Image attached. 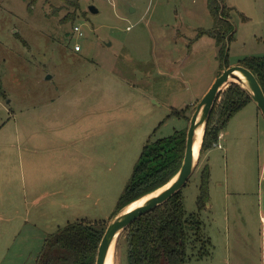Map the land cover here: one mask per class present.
I'll return each instance as SVG.
<instances>
[{"label":"rangeland","instance_id":"rangeland-1","mask_svg":"<svg viewBox=\"0 0 264 264\" xmlns=\"http://www.w3.org/2000/svg\"><path fill=\"white\" fill-rule=\"evenodd\" d=\"M223 5L234 26L228 63L264 57V0ZM214 26L208 0H0V178L8 175L0 210L19 212L13 222L0 219V264H35L41 244L69 222L109 225L144 146L187 132L223 71L222 44L201 33ZM224 132L201 151L182 189L209 238L185 264H245L248 239H259L264 115L250 102ZM206 166L210 195L200 206ZM43 193L38 211L32 202ZM27 215L37 225L30 236ZM16 226L25 228L13 242ZM124 259L122 233L115 264Z\"/></svg>","mask_w":264,"mask_h":264},{"label":"trees","instance_id":"trees-1","mask_svg":"<svg viewBox=\"0 0 264 264\" xmlns=\"http://www.w3.org/2000/svg\"><path fill=\"white\" fill-rule=\"evenodd\" d=\"M208 3L215 26L201 33L215 36L218 43L222 44L225 67H229L226 41L233 36L231 16L223 0H208ZM242 65L254 72L264 89V57L248 58ZM221 97L211 113L202 152L218 140L237 112L253 102L245 88L236 82H232ZM173 113L187 117L186 110H174ZM186 137V131L178 130L171 136L148 141L113 216L132 201L162 187L178 173L184 159ZM210 176V168L206 166L198 200L200 206H204L209 199ZM106 229L107 222L89 220L71 222L59 228L47 238L38 264H96L98 248ZM123 233V264H185L190 257L189 250L194 253L199 243L203 246L209 244L199 215L196 212L187 213L182 190L141 215Z\"/></svg>","mask_w":264,"mask_h":264},{"label":"water","instance_id":"water-1","mask_svg":"<svg viewBox=\"0 0 264 264\" xmlns=\"http://www.w3.org/2000/svg\"><path fill=\"white\" fill-rule=\"evenodd\" d=\"M90 8L93 12L98 11L95 6H91ZM232 82H236L245 88L264 115V89L254 72L242 64L225 67L220 75L216 77L211 87L199 101L195 111L193 112L187 131L184 159L181 168L174 176L177 177L176 180L159 194L150 198L142 206L128 212H122V210H120L112 218L99 245L96 264H106V257L112 243L115 240L117 241L118 237L133 221L169 200L172 196L181 191L188 183L197 166L195 154V137L197 130L203 125L206 132L211 113L216 103L221 98L225 88H227ZM173 178L168 183H170ZM168 183L162 187H165Z\"/></svg>","mask_w":264,"mask_h":264},{"label":"crops","instance_id":"crops-1","mask_svg":"<svg viewBox=\"0 0 264 264\" xmlns=\"http://www.w3.org/2000/svg\"><path fill=\"white\" fill-rule=\"evenodd\" d=\"M193 50V49H192ZM155 102H158V101H155ZM252 103V102H251ZM173 109L175 110V109H177V108H175V107H171V111H172V113H173ZM178 110V109H177ZM180 110H183V109H180ZM226 135V132H224V130L221 132V135L219 136V139H221V138H223L224 136L223 135ZM4 148H8V146H4ZM23 163H24V165H26L28 168H31L32 169V173L30 172V175H32L33 177L36 175V172L35 171H33V166H34V163H35V160H32V159H24L23 161H22ZM8 163H10V161H5V164H8ZM21 163V162H20ZM264 164V163H263ZM35 167V166H34ZM5 171H6V169H5ZM210 172H211V170H210ZM264 172V171H263ZM7 176L8 175H6L5 177L4 176H1V178H0V188H2V186H1V180H3V179H5V178H7ZM4 177V178H3ZM211 177V176H210ZM261 180H262V178H261ZM261 183H262V181H261ZM264 184V183H263ZM263 184L261 185L260 184V189H259V191H258V198H259V202H260V204L262 205V207L263 208H261L260 209V212H262V228L260 229V233H259V239L258 240H256L254 237H252V238H247L248 239V244H249V247L251 246V248H250V250H249V252L247 251V257L245 258V264H264V205H263V203H264V186H263ZM251 192V191H250ZM46 194L45 193H43L42 195L40 194V195H38L37 197H35L34 198V200H33V202H32V206H34V207H38L39 208V210L38 211H40V207H41V200L43 199V198H45L46 196H45ZM210 195V194H209ZM10 207V206H9ZM117 208V207H116ZM12 209V207H10V209L7 211V213L9 214L7 217H5V215L3 214V213H1V210H0V219L1 220H4V219H6V221H9V222H13V219H14V217H15V214L17 213H19L18 211H16V212H14V209L13 210H11ZM6 210H7V208H6ZM11 210V211H10ZM16 214V215H17ZM30 219H29V217H28V215L26 216V218H25V222H27V224H26V228L25 227H23V226H16V228H14L15 230H16V233L11 237V240L14 242V241H17V239L18 238H15L17 235H18V237H19V233H22V230H23V228H25V231H26V235H28V236H30V234L31 233H33L34 231H36V229H37V225H34V224H32V223H30V221H29ZM29 222V223H28ZM73 222H75V221H73ZM69 223H71V222H69ZM68 223V224H69ZM29 224V225H28ZM32 224V225H31ZM1 230V229H0ZM247 230V229H246ZM248 233H249V231H248ZM34 236H36V235H32L30 238H32V237H34ZM253 236H254V234H253ZM26 237V236H25ZM239 242V241H238ZM12 246V245H11ZM10 245H8V246H6V250H8L10 247H11ZM43 248H44V245L43 244H41V249L43 250ZM42 250H41V252H42ZM7 254V253H6ZM37 257L39 258V256L37 255ZM38 258H36L35 259V264H38ZM0 260H2V259H0ZM4 262H1V264H3ZM237 263H239V262H237Z\"/></svg>","mask_w":264,"mask_h":264},{"label":"bare ground","instance_id":"bare-ground-1","mask_svg":"<svg viewBox=\"0 0 264 264\" xmlns=\"http://www.w3.org/2000/svg\"><path fill=\"white\" fill-rule=\"evenodd\" d=\"M204 126L202 125L198 130L195 137V154H196V162L198 161V158L201 154L202 144L204 142ZM177 177H174L173 180L168 183L165 187L158 188L153 192H150L149 194H146L144 196H141L140 198L132 201L131 203L127 204L123 209L122 212H128L135 208H138L145 204L150 198L153 196L159 194L161 191H163L165 188H167L170 184H172ZM115 253H116V240L112 243L111 248L109 250V253L106 257V264H115Z\"/></svg>","mask_w":264,"mask_h":264},{"label":"built area","instance_id":"built-area-1","mask_svg":"<svg viewBox=\"0 0 264 264\" xmlns=\"http://www.w3.org/2000/svg\"><path fill=\"white\" fill-rule=\"evenodd\" d=\"M75 30H76L80 35H83V31L81 30V27H80V26H75ZM76 49H77V50H81V46H80V44H77V45H76Z\"/></svg>","mask_w":264,"mask_h":264}]
</instances>
